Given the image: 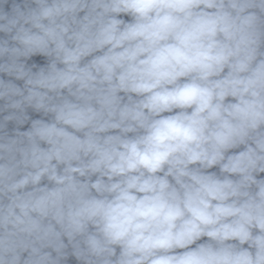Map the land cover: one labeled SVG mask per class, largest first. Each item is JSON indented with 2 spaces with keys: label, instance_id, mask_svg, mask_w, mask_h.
I'll list each match as a JSON object with an SVG mask.
<instances>
[{
  "label": "clouds",
  "instance_id": "clouds-1",
  "mask_svg": "<svg viewBox=\"0 0 264 264\" xmlns=\"http://www.w3.org/2000/svg\"><path fill=\"white\" fill-rule=\"evenodd\" d=\"M0 264H264V0H0Z\"/></svg>",
  "mask_w": 264,
  "mask_h": 264
}]
</instances>
